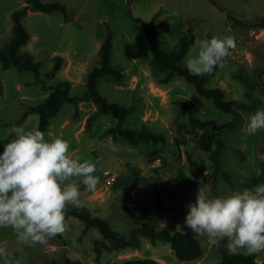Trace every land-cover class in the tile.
Instances as JSON below:
<instances>
[{
	"label": "rangeland",
	"instance_id": "374dc122",
	"mask_svg": "<svg viewBox=\"0 0 264 264\" xmlns=\"http://www.w3.org/2000/svg\"><path fill=\"white\" fill-rule=\"evenodd\" d=\"M65 4L69 20L61 12L29 11L23 26L30 38L19 51L31 54L39 64V75L16 67L0 66V144L8 142L12 125L34 130L39 115L28 113L18 120L28 105L46 98L51 87L68 80L69 93L81 96L86 90L88 73L98 65V50L105 36L111 35L110 64L124 77L116 80L100 76L98 92L109 102L133 107L122 126L134 131L149 130L162 135V141L129 143L121 137L104 134L118 120L110 113H98L90 99L64 103L49 119L46 138L62 137L69 142L71 155L97 162L99 177L94 191L81 184L80 204L92 217L105 219L113 231L127 234L139 219L148 226L168 234L184 232L199 241L202 256L181 261L167 242L153 244L141 238L139 247L107 249L96 240H103L96 226H89L65 208L63 234L50 238L43 245L18 246L11 228H0V245L7 247L22 264H64L65 259L83 264H116L133 258L149 257L161 264H216L220 249L230 252L226 241L210 245L206 237L196 236L184 225L186 205L195 200L198 189L206 195L225 196L253 187L264 159L263 130L246 134L248 118L257 109H264V26L233 25L227 15L246 21L264 16V0H40ZM23 5V0H0V49L12 35L11 14ZM130 15L156 23L161 47L170 52L177 49L182 37L193 41L181 58L193 54L195 42L205 37H234L236 47L230 51L223 66L204 84L219 88L225 101L240 105L235 112H224L213 99L197 93L183 77L174 75L163 81L167 71L151 62V50L139 22ZM62 58L60 68L51 77L46 72L53 67V58ZM38 78V79H37ZM178 101L192 107L197 120L216 124H232L219 132L225 147L220 151L221 170L227 174L213 176L214 164L210 150L198 145L200 129L188 133L189 114ZM3 146L0 145V151ZM80 182V178H74ZM169 189L171 193L162 192ZM171 211L162 213L156 207V193ZM144 210L147 213H144ZM234 253H246L240 249ZM256 254L258 264H264V251Z\"/></svg>",
	"mask_w": 264,
	"mask_h": 264
},
{
	"label": "clouds",
	"instance_id": "9594fccd",
	"mask_svg": "<svg viewBox=\"0 0 264 264\" xmlns=\"http://www.w3.org/2000/svg\"><path fill=\"white\" fill-rule=\"evenodd\" d=\"M235 47L231 36L198 39L185 67L192 75L213 74ZM260 130L264 109L251 114L245 128L246 134ZM8 132L13 138L0 144V228H11L18 246L43 245L65 232V208L69 203L79 206L81 184L95 190L97 162L71 155L67 140L46 138L38 128L12 125ZM186 207L184 225L210 245L226 241L233 253L264 251V182L225 196L210 197L198 189ZM0 264H22V260L0 245Z\"/></svg>",
	"mask_w": 264,
	"mask_h": 264
},
{
	"label": "trees",
	"instance_id": "16d2710c",
	"mask_svg": "<svg viewBox=\"0 0 264 264\" xmlns=\"http://www.w3.org/2000/svg\"><path fill=\"white\" fill-rule=\"evenodd\" d=\"M214 3L213 0H210ZM215 4V3H214ZM29 11H42V12H61L64 17V21L69 20V15L65 4L60 2H42L40 0H23V5L14 10L11 14L12 20V35L5 43L4 48L0 49V66L2 68H8L10 66L16 67L19 71L29 70L35 73L36 77L39 75V64L34 60L33 56L27 52L19 51V47L26 43L30 38L27 29L23 26L22 18ZM133 20L140 23L145 33L146 42L151 50V62L159 65L161 68L167 71L163 81H168L174 75L183 77L187 82L191 83L197 93L205 98L213 99L215 105L224 112H235L236 108L240 105L236 101H225L223 98V91L219 88H205L204 84L214 75H192L188 72L185 64L181 62V58L188 49L189 45L193 41L182 37L179 41L177 49L166 52L161 47L159 34L156 30V23L153 21L148 22L140 17L130 15ZM228 20L233 25H257L264 26V16L254 20L246 21L244 19L237 18L231 14L227 15ZM211 38V37H208ZM110 51H111V35L108 33L99 46L98 65L88 73L86 80V90L81 96L71 95L70 82L68 80L57 82L51 87V91L46 98L41 102L34 105H28L26 109L20 114L18 120L23 119L28 113H36L39 115V122L37 128L41 131H45L49 125V119L55 116L61 106L64 103H75L79 100L90 99L97 106L98 113H110L118 120V124L113 127H109L105 130L104 134H111L113 137H121L129 143L136 144L139 141H162L164 137L162 135L155 134L149 130L134 131L122 126L125 117L133 112V107H125L113 102H109L103 95H101L96 88V81L100 76H110L116 80H121L124 74L116 67L110 64ZM62 58L55 56L53 58V67L50 71L46 72L47 77H51L61 66ZM38 79V78H37ZM178 104L184 106L189 114L190 128L181 124L180 127L186 130L188 133H195L197 129L201 130L198 138V145L203 150H210L212 142L216 143V147L211 150L210 158L214 164L213 176L217 177L220 173L224 178H227V174L221 170V158L220 151L225 147L223 139L218 134L222 130L229 127L232 122L216 124L214 121L197 120L192 112L191 105L186 101H178ZM36 128V129H37ZM263 151H264V130H263ZM264 182V159L261 166L260 175L254 181L253 185ZM164 193H171L169 189H163ZM156 207L160 212L165 213L171 211L174 206L171 204H164L160 198V194L157 192L154 197ZM70 214L76 216L78 219L84 221L86 225L96 226L99 229L102 237L111 243V246H107L103 240H96V251L100 254L99 245L107 249H121L124 247H139L141 238L148 239L151 243L155 244L158 241L167 242L170 244L171 249L174 251L175 256L181 261H191L202 256L203 249L201 244L194 237L181 232L176 231L172 234H168L162 230H158L148 226L145 222L136 219L133 222V227L127 234L113 231L110 229L107 221L98 217H92L82 207H73ZM146 214L147 211L144 210ZM222 254L221 260L216 264H258L256 260V254L248 255L246 253H227L224 248L220 249ZM64 264H83L80 261H72L65 259ZM116 264H161L157 260L149 257L133 258L124 260Z\"/></svg>",
	"mask_w": 264,
	"mask_h": 264
}]
</instances>
